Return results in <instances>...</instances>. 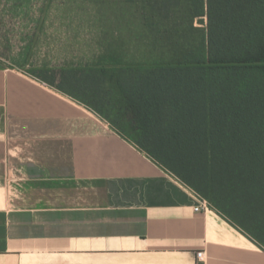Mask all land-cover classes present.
Masks as SVG:
<instances>
[{"label":"crops","instance_id":"crops-1","mask_svg":"<svg viewBox=\"0 0 264 264\" xmlns=\"http://www.w3.org/2000/svg\"><path fill=\"white\" fill-rule=\"evenodd\" d=\"M111 120L0 65V264H264Z\"/></svg>","mask_w":264,"mask_h":264},{"label":"trees","instance_id":"trees-1","mask_svg":"<svg viewBox=\"0 0 264 264\" xmlns=\"http://www.w3.org/2000/svg\"><path fill=\"white\" fill-rule=\"evenodd\" d=\"M182 6L200 27L166 57L110 53L58 84L37 77L107 119L104 104L120 134L264 247V0ZM194 78L219 93H194Z\"/></svg>","mask_w":264,"mask_h":264},{"label":"rangeland","instance_id":"rangeland-1","mask_svg":"<svg viewBox=\"0 0 264 264\" xmlns=\"http://www.w3.org/2000/svg\"><path fill=\"white\" fill-rule=\"evenodd\" d=\"M182 3L0 0V65L47 80L55 77L54 72L58 84L63 70L94 66L110 53L120 55L125 64L166 57L170 49L193 42L191 26L200 27L196 20L191 23L187 19L189 13ZM210 84L194 78V93H219L210 90ZM84 93L89 92L72 89V95ZM89 102L96 104L92 99ZM96 106L113 115L104 104Z\"/></svg>","mask_w":264,"mask_h":264},{"label":"built area","instance_id":"built-area-1","mask_svg":"<svg viewBox=\"0 0 264 264\" xmlns=\"http://www.w3.org/2000/svg\"><path fill=\"white\" fill-rule=\"evenodd\" d=\"M209 208H210V206H209V204L207 203V201L204 200V199H202V200H201V204H200L198 207H196V208L194 209V211H196V212H199V211H206V210L209 209ZM202 255H203L202 252H198V253L196 254V258H197V260H198L199 262L202 261Z\"/></svg>","mask_w":264,"mask_h":264}]
</instances>
